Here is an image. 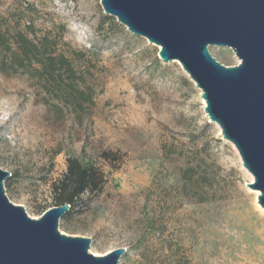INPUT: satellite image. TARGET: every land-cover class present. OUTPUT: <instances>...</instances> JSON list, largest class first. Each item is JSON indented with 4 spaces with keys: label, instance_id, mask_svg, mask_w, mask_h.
Returning a JSON list of instances; mask_svg holds the SVG:
<instances>
[{
    "label": "rangeland",
    "instance_id": "rangeland-1",
    "mask_svg": "<svg viewBox=\"0 0 264 264\" xmlns=\"http://www.w3.org/2000/svg\"><path fill=\"white\" fill-rule=\"evenodd\" d=\"M24 22L37 35L62 30L60 49L92 102L65 100L29 75L33 66L0 71V169L16 174L5 180L8 199L37 218L52 207L64 150L117 151L120 168L107 169L101 193L59 220L61 232L89 237L93 255L125 247L118 264H183L182 255L188 264H264V210L246 185L253 177L180 64L158 59V46L105 14L100 0H0L6 37ZM209 52L225 66L239 63L230 48ZM7 54L0 46V61ZM143 207L163 230L133 248Z\"/></svg>",
    "mask_w": 264,
    "mask_h": 264
},
{
    "label": "water",
    "instance_id": "water-1",
    "mask_svg": "<svg viewBox=\"0 0 264 264\" xmlns=\"http://www.w3.org/2000/svg\"><path fill=\"white\" fill-rule=\"evenodd\" d=\"M135 36L158 46L163 62L177 61L201 90L204 112L232 143L253 180L264 210V0H100ZM210 46L230 48L239 63L225 66ZM0 169V264H118L125 247L106 254L88 252L91 239L58 228L68 204L37 218L13 204Z\"/></svg>",
    "mask_w": 264,
    "mask_h": 264
},
{
    "label": "trees",
    "instance_id": "trees-1",
    "mask_svg": "<svg viewBox=\"0 0 264 264\" xmlns=\"http://www.w3.org/2000/svg\"><path fill=\"white\" fill-rule=\"evenodd\" d=\"M61 31L54 32L52 29H44L37 35L32 23L28 22H24L21 27L14 30L12 39L0 31V46L8 52L5 57L1 58L0 71L8 73L7 64L14 66L15 71L33 66L34 72H30L29 75L42 79L45 84H55L57 88H60L65 100L70 99L80 108L85 101L92 102V94L87 91L88 89L79 85L72 60L60 49ZM64 152L66 170L51 184V206L63 204L70 206L61 217V221L72 211L86 207L92 198L100 194L110 172L107 169L117 171L122 164V158L117 151L104 149L99 151L95 158L89 156L84 147L80 152H74L69 148ZM15 175L11 174L10 178ZM9 185V181L4 182L5 187ZM45 210L46 207H41L36 212L41 214ZM141 213L144 229L132 245L133 248H140L150 235H159V232L163 230V227L157 226L146 207L142 208ZM169 258L176 260V253L169 252ZM181 258L183 264H188L185 256L182 255Z\"/></svg>",
    "mask_w": 264,
    "mask_h": 264
},
{
    "label": "bare ground",
    "instance_id": "bare-ground-1",
    "mask_svg": "<svg viewBox=\"0 0 264 264\" xmlns=\"http://www.w3.org/2000/svg\"><path fill=\"white\" fill-rule=\"evenodd\" d=\"M259 193V192H258Z\"/></svg>",
    "mask_w": 264,
    "mask_h": 264
}]
</instances>
